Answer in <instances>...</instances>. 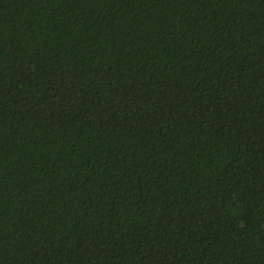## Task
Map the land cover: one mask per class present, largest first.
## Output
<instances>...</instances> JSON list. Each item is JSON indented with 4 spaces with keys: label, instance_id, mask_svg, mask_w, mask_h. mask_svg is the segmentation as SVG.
I'll return each instance as SVG.
<instances>
[{
    "label": "trees",
    "instance_id": "1",
    "mask_svg": "<svg viewBox=\"0 0 264 264\" xmlns=\"http://www.w3.org/2000/svg\"><path fill=\"white\" fill-rule=\"evenodd\" d=\"M0 264H264V0H0Z\"/></svg>",
    "mask_w": 264,
    "mask_h": 264
}]
</instances>
